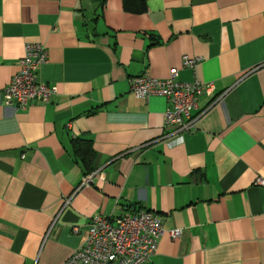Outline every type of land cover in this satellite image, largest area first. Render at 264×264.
<instances>
[{
	"label": "crops",
	"instance_id": "obj_1",
	"mask_svg": "<svg viewBox=\"0 0 264 264\" xmlns=\"http://www.w3.org/2000/svg\"><path fill=\"white\" fill-rule=\"evenodd\" d=\"M145 2L0 0V264H66L93 216L132 209L162 221L146 264H264V0ZM27 44L45 47L37 77L56 94L19 109L2 91ZM171 69L213 85L183 134L164 97L130 90Z\"/></svg>",
	"mask_w": 264,
	"mask_h": 264
},
{
	"label": "built area",
	"instance_id": "obj_2",
	"mask_svg": "<svg viewBox=\"0 0 264 264\" xmlns=\"http://www.w3.org/2000/svg\"><path fill=\"white\" fill-rule=\"evenodd\" d=\"M46 60V49L41 44H27L18 61V71L3 88V101L26 109L33 104L46 105L56 94V87L39 81L37 72ZM200 59L184 56L183 67H193ZM178 71L171 69L168 77L157 79L149 74L130 79V90L136 99L146 100L161 96L168 101L164 112V127H174L180 134L195 130L202 112L196 110L199 95L209 94L212 84L197 81L180 82ZM87 180L91 177L86 176ZM264 186V177L255 181ZM68 201V200H67ZM130 210V209H129ZM164 234L161 219L147 210L132 209L119 216L95 215L88 229L81 236L80 245L72 251L66 264H146L156 253L158 241ZM171 239H177L179 230L168 231Z\"/></svg>",
	"mask_w": 264,
	"mask_h": 264
},
{
	"label": "trees",
	"instance_id": "obj_3",
	"mask_svg": "<svg viewBox=\"0 0 264 264\" xmlns=\"http://www.w3.org/2000/svg\"><path fill=\"white\" fill-rule=\"evenodd\" d=\"M124 7L129 12L143 13L146 10L145 0H123ZM73 151L78 160L88 163L86 156L91 157L93 151L88 140L83 138H76L72 142ZM87 176V175H86Z\"/></svg>",
	"mask_w": 264,
	"mask_h": 264
}]
</instances>
